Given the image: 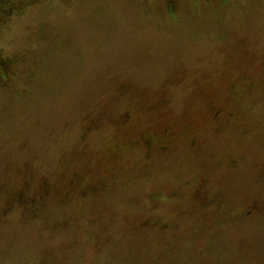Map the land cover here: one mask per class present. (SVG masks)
<instances>
[{
	"label": "rangeland",
	"instance_id": "rangeland-1",
	"mask_svg": "<svg viewBox=\"0 0 264 264\" xmlns=\"http://www.w3.org/2000/svg\"><path fill=\"white\" fill-rule=\"evenodd\" d=\"M12 6L0 15V58L11 62L0 76V264H264V217L237 215L264 199V181H253L264 163V0ZM243 66L249 90L235 78ZM205 93L234 111L218 130ZM124 110L136 130L174 125L171 147L126 145ZM183 117L195 123L187 136ZM102 164L104 190L64 194L71 171L87 180ZM201 178L228 203H194ZM154 189L183 196L162 198L156 213L174 226L164 234L136 228Z\"/></svg>",
	"mask_w": 264,
	"mask_h": 264
},
{
	"label": "flooded vegetation",
	"instance_id": "flooded-vegetation-1",
	"mask_svg": "<svg viewBox=\"0 0 264 264\" xmlns=\"http://www.w3.org/2000/svg\"><path fill=\"white\" fill-rule=\"evenodd\" d=\"M13 2L11 0L4 1V7L0 8V15L2 12H7L6 9L9 7L13 10ZM0 63L2 64L0 75L4 77L3 74L8 75L11 72V62L8 57H1ZM249 71L243 66L237 72L235 78L243 85V89L249 90L254 86V79L248 73ZM233 92V91H232ZM205 98L207 99V106L205 109V116L207 120L211 123V127L214 130H218L219 128L226 125L233 118H235L234 111L230 109L228 103L225 101L216 102L213 98H209L208 94L205 93ZM164 103L163 100L155 101L149 105L150 109L159 108ZM139 117L132 111L124 110L121 113V121L124 124H129V129L125 131V137L128 138L126 141V145H138L143 147L145 150L150 149L152 146L157 145L160 150L166 151L171 147V141L175 135H177V128L174 125L165 124L160 125L159 127H151V128H135V125L138 124L137 121ZM90 126L86 127V129H91ZM178 128L183 136H187L194 131L195 123L192 119L183 117L178 122ZM196 140L191 138L189 139L190 145H195ZM232 164L233 160H232ZM102 175L99 174L91 179L84 180L82 179L80 172L71 171V175L67 180L66 189L64 194H69L70 189L76 191V194L79 196L85 194H95L99 193L105 189L108 183L109 168L106 164H102ZM253 181L255 184H259L264 181V163H261L259 167L256 168V171L253 175ZM207 183L206 178H201L196 187L191 191L190 198L196 203L199 207L209 206L217 202L215 205V210H218L222 205L227 204L229 199L226 194L221 193V196L218 197L217 194H214L211 197V193L205 190V185ZM26 184L22 185V188L19 190L20 193L17 197V202L23 206L24 202L29 201L25 196ZM261 191V190H260ZM47 194V188L43 186L42 188V196ZM163 194L160 189H154L149 193V199L151 204L147 207L148 211L144 217H141L136 228L140 232H144L148 234L149 230H155L157 234H164L172 230L173 223H171L168 219L161 216L160 213H156L158 210L159 204L161 201L165 200H174L179 201L183 198L182 194L175 190L168 192L163 200ZM6 203V202H5ZM4 203V204H5ZM219 204V207H218ZM12 205L11 201H7L5 208H10ZM150 206L152 209H150ZM153 213L154 215H151ZM187 211H182L181 214H186ZM238 217L242 218H261L264 217V199L261 196H255L251 198L248 202H246L237 212ZM240 249V246L237 248Z\"/></svg>",
	"mask_w": 264,
	"mask_h": 264
},
{
	"label": "trees",
	"instance_id": "trees-1",
	"mask_svg": "<svg viewBox=\"0 0 264 264\" xmlns=\"http://www.w3.org/2000/svg\"><path fill=\"white\" fill-rule=\"evenodd\" d=\"M4 1L5 0H0V2H1V7L3 8L4 7ZM12 2H21V3H24V4H29L31 1H35V0H11ZM15 8V7H14ZM16 10V9H15ZM6 13H8V12H10V11H13L12 9H10L9 7L6 9ZM3 14H4V12H3ZM0 65H1V67H2V64L0 63ZM11 65V64H10ZM3 68V67H2ZM1 70V69H0ZM1 77H2V75H0ZM71 173L72 172H70V174H69V176H68V179H69V177H70V175H71ZM67 179V180H68ZM73 189V188H72ZM72 189H70V191H72ZM70 191H69V193H70ZM95 194H97V193H95ZM3 209H5V210H8V208H3Z\"/></svg>",
	"mask_w": 264,
	"mask_h": 264
}]
</instances>
